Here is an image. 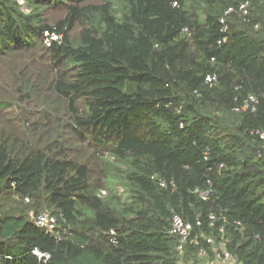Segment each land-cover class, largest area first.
Returning a JSON list of instances; mask_svg holds the SVG:
<instances>
[{
    "label": "trees",
    "instance_id": "obj_1",
    "mask_svg": "<svg viewBox=\"0 0 264 264\" xmlns=\"http://www.w3.org/2000/svg\"><path fill=\"white\" fill-rule=\"evenodd\" d=\"M241 1L0 0V264H191L199 247L264 264V0ZM173 212L194 224L183 250Z\"/></svg>",
    "mask_w": 264,
    "mask_h": 264
},
{
    "label": "built area",
    "instance_id": "obj_2",
    "mask_svg": "<svg viewBox=\"0 0 264 264\" xmlns=\"http://www.w3.org/2000/svg\"><path fill=\"white\" fill-rule=\"evenodd\" d=\"M19 3L22 2V0H18ZM250 2L249 0H243L240 3L237 4L236 6V10L238 12H240L241 14H246L247 10H248V6H249ZM232 10H234V7L232 6H228L225 10H224V15L228 14L229 12H231ZM224 15H222L219 19L220 22L223 23L224 20ZM49 39H56L58 40V36L51 34L49 37L45 38V42L47 44H49ZM216 80V75L214 73H208L205 76V81L207 83H212ZM256 101V99L254 98V96L252 95H248L246 100L244 101V103H242L241 106L239 107H235L234 110L235 111H241V110H246L249 107L253 108L254 106L252 105V103ZM254 133L258 134L259 138L263 141V148H264V129L263 130H259V129H255L253 130ZM153 177V176H152ZM158 183L160 185L164 184L163 179L158 178ZM200 193V195L205 198L207 193L209 191L205 190V191H198ZM102 195L105 194L104 190H101ZM27 200V198L25 199ZM58 218H63L62 215L59 213V215L57 216L55 213H52L49 210H44L41 212L36 213L35 215H33V222L34 224L39 227L44 229L45 231L48 232H52L55 233V229L57 227V221ZM209 218V225L213 224V220L215 219V215L214 214H210L208 216ZM223 221H226V219H222ZM196 225L200 224L199 220H196ZM233 222L236 225H240V223L238 221H234ZM193 223H190L189 221L185 220L180 214L173 212L170 217H169V228H168V232L172 235H176V248L178 250H183L185 248V245L187 243V241L190 238L192 229H193ZM65 229L62 228L60 231V234L63 233ZM219 231H223V226L220 225L218 227ZM60 234L55 233V237L56 238H60ZM212 239L210 237L206 238V242L209 243L211 242ZM33 252L35 254H37L39 257H44V259H47L49 257V254L47 253H41L39 252L37 249H34ZM198 254L201 255L202 257H204V260L202 261H197V262H193L191 264H210L209 263V259L207 258V251L205 247H199L198 249ZM216 257L223 260V261H228V260H232L234 264H242L240 262V260L238 259V257L235 254H232L228 249H226L225 247H221L220 250L216 253Z\"/></svg>",
    "mask_w": 264,
    "mask_h": 264
},
{
    "label": "rangeland",
    "instance_id": "obj_3",
    "mask_svg": "<svg viewBox=\"0 0 264 264\" xmlns=\"http://www.w3.org/2000/svg\"><path fill=\"white\" fill-rule=\"evenodd\" d=\"M219 264H222V262H220Z\"/></svg>",
    "mask_w": 264,
    "mask_h": 264
}]
</instances>
